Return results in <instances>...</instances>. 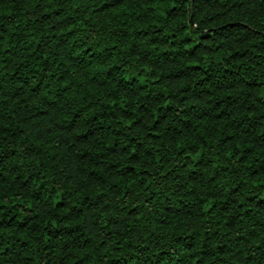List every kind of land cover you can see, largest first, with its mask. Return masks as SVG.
Masks as SVG:
<instances>
[{"label":"trees","instance_id":"obj_1","mask_svg":"<svg viewBox=\"0 0 264 264\" xmlns=\"http://www.w3.org/2000/svg\"><path fill=\"white\" fill-rule=\"evenodd\" d=\"M0 264H264V0H0Z\"/></svg>","mask_w":264,"mask_h":264}]
</instances>
